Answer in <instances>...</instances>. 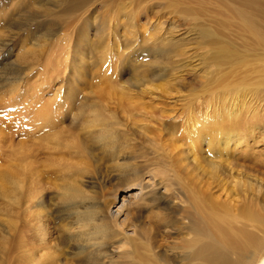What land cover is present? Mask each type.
I'll return each mask as SVG.
<instances>
[{
	"label": "bare ground",
	"instance_id": "obj_1",
	"mask_svg": "<svg viewBox=\"0 0 264 264\" xmlns=\"http://www.w3.org/2000/svg\"><path fill=\"white\" fill-rule=\"evenodd\" d=\"M87 1L66 0L61 12L76 11ZM193 33L202 54H196L192 68H201L198 79L203 85H198V90H208L188 100L182 120L187 147H175L174 140V147H103L115 167L112 173L119 172L114 178L123 195L117 189L101 190L102 194L87 190L88 186L97 189L111 175L107 180L103 174L96 177L88 165L87 148L68 147L79 157L78 164L68 169L69 181L51 182L55 183L48 186L55 188H51V197L45 188L50 182H44L43 177V164L49 158L43 155L52 151L42 148L56 147H32L19 183L23 241L17 247L18 256L11 250V256L6 253L7 259L0 264H264V177L247 176L258 165L253 161L254 149L259 148L260 140L264 146V0H215V18L200 19ZM172 37L164 36L152 44L157 58L151 62L169 65L171 55L187 53L185 42ZM182 55L180 59L186 57L181 67L186 68L189 63L185 59L193 57ZM121 89L123 98L126 91ZM98 116L95 114L94 123L100 120ZM106 124L101 125L105 133L112 130L113 139L119 138H115L114 126L108 129ZM257 130L263 135L260 140L256 139ZM247 136L252 141L246 140ZM144 209L151 214L156 211L159 219V223H151V229L138 222ZM175 234L181 237H173Z\"/></svg>",
	"mask_w": 264,
	"mask_h": 264
},
{
	"label": "rangeland",
	"instance_id": "obj_2",
	"mask_svg": "<svg viewBox=\"0 0 264 264\" xmlns=\"http://www.w3.org/2000/svg\"><path fill=\"white\" fill-rule=\"evenodd\" d=\"M86 3L64 15L61 7H65L66 0H0V263L7 259V254L11 256V250L16 251L14 256L17 257V251H20L17 247L23 241L19 183L25 171V158L31 155L32 147H56L42 148L45 152L52 151L49 153L51 158L47 153L43 155L50 159L43 164L44 182L61 184L69 181L68 169L77 166L79 157L73 156V150L68 147H86L89 151L86 157L91 162L88 165L92 168L89 169L96 170L93 175L100 177L103 174L106 180L107 176H112L106 183H100V188L88 186L86 189L100 193L101 190L104 193L117 189L119 195H123L114 178L119 172L116 169L117 173H112L115 167L104 155L103 147H172L175 142L173 147H187L188 137L182 129L188 100L197 94H206L208 90L205 92V87L201 89L204 92L198 90L203 85L198 79L201 68L196 66L198 71L192 68L196 54H202L193 32L200 19L215 18V0H88ZM47 9L52 10V14H48ZM164 36L180 38L181 44L185 42L183 48L187 53L181 54L182 57L186 54L193 57L185 59L189 63L188 69L181 67V60L186 56L180 59L179 54L171 55L174 63L171 61L170 66L151 62L157 58L152 44ZM172 56H175L174 60ZM121 88L125 89L122 93L131 92L130 95L125 97L124 93L121 98ZM95 114L100 117L98 122L95 121L97 126L93 122ZM101 120L103 124L98 125ZM105 120L113 123L108 125ZM104 123L110 127L108 129L115 128V138H119L113 139L112 130L105 133L101 128ZM144 124L152 129L146 131ZM138 126L142 128L139 130ZM171 129L176 133L169 132ZM152 132L158 135L152 136ZM168 133L179 136L180 145L178 137L173 139ZM255 134L257 140L263 137L259 130ZM246 140L251 137L247 136ZM261 142H258L259 148L254 149L258 155L254 154L256 158L252 159L258 161V165L255 171L251 169L247 173L252 178L264 177V146ZM58 151L62 158L56 154ZM50 183L47 187L55 185ZM47 187L45 184L46 194L53 196L54 186L51 187L54 191ZM10 189L13 191L2 194ZM100 193L97 196L100 197ZM114 210L112 208V212ZM151 212L144 209L138 219L146 229L159 223L154 215L156 211Z\"/></svg>",
	"mask_w": 264,
	"mask_h": 264
}]
</instances>
